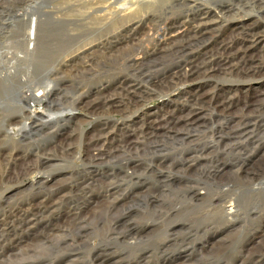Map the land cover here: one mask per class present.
<instances>
[{"label":"bare ground","instance_id":"bare-ground-1","mask_svg":"<svg viewBox=\"0 0 264 264\" xmlns=\"http://www.w3.org/2000/svg\"><path fill=\"white\" fill-rule=\"evenodd\" d=\"M23 4L26 7L16 30L19 49L13 57L10 52L0 55V90L5 98L0 100V111L8 113L6 124L21 126L25 139L17 150L25 156L19 155V159L32 162L30 172L50 170L47 179L63 170L71 151L66 144L77 136V130L70 127L74 118L63 110L69 100L67 91L75 95L88 90L68 103L74 109L83 97H95L90 109L101 112L92 120L100 122L102 133L76 188L70 187L68 194L64 191L69 186H48L40 181L31 198L0 205V264L68 262L77 241L71 228L85 221L78 217L83 204L103 198L108 210L115 211L145 188L143 170L157 171L158 175L168 166L186 175L194 171L205 159L201 152L209 150L207 145L186 152L178 149L170 156L155 155L162 153L168 142L188 140L187 135L207 118L203 113H224L218 115L225 120L221 125L226 130L219 132L220 139H235L239 150H243L246 134L264 121V56L250 55L264 44V0H24ZM42 27L53 46H66L58 57L67 59L57 61L51 50L38 55ZM119 45L127 48L120 51ZM92 46L97 50L87 52ZM191 81L196 82V88L184 91L162 113L138 116L150 100ZM258 82L263 89L255 92V100L238 108L241 90ZM220 93L225 94L223 100L215 101ZM232 108L238 111L228 112ZM113 113L122 115L123 120L113 122ZM28 120L31 123L27 125ZM234 123L233 130L230 124ZM55 125H59L58 132L69 128L73 132L61 142L65 144L37 152L33 136L39 129L44 132ZM53 134L49 132L50 140L55 139ZM140 152L154 156L145 161L124 159L118 166L112 163L123 155ZM52 168H60V172ZM189 191L192 200L199 197L194 188ZM72 196L83 204L66 211L64 206ZM66 216L68 220L63 219ZM64 220L69 222L67 226L61 224ZM81 229H77L78 238L88 233ZM261 238L264 245V236ZM18 251L21 257L11 259Z\"/></svg>","mask_w":264,"mask_h":264},{"label":"rangeland","instance_id":"rangeland-1","mask_svg":"<svg viewBox=\"0 0 264 264\" xmlns=\"http://www.w3.org/2000/svg\"><path fill=\"white\" fill-rule=\"evenodd\" d=\"M23 2L24 0H0V55L10 52V57H13L19 49L17 40L19 36L16 30L20 27L19 16L26 7ZM45 36L47 37L42 27L37 41L38 55L51 50L54 57L57 55L55 57L57 61L67 59V57L63 58V55L58 57L66 46L63 44L53 46L50 39ZM52 47L55 49L53 50ZM118 48L122 51L127 47L119 45ZM88 49L92 50L88 51ZM88 49L86 51L89 53L97 50L94 46ZM250 55L256 58L264 56V44L253 50ZM196 86V82L191 81L184 88L168 92L160 99L150 100L142 107L138 116L145 113H162L161 110L165 111V108H168L167 104L179 100L184 91H191ZM262 86L258 82L241 90L243 92L239 94L237 107L239 108L242 103L254 101L255 92L263 89ZM84 90L78 91L75 95L67 91L69 100L64 102L63 110L66 116L74 118V124L77 123L75 126L70 125L73 130H77L75 132L77 136L73 143L66 144L70 146L71 151L66 155L68 160L61 166L63 170L60 172V168L58 170H56L58 167L52 168L60 172L53 176L56 178L55 183L53 177L47 179L50 170L30 172L28 168L32 162L19 159L22 158L19 155L23 154L18 153L17 149H20L18 147L25 139L24 135L20 134L21 126L14 122L6 124L8 113L4 110L0 111V134H3L4 130L7 131L5 137L0 138V205L22 203L24 199L31 198L38 189L36 184L40 181L48 183V186L61 183L66 187L69 186L64 191L66 194L68 189L70 191V187L76 188L86 161L91 157L94 149L98 148L96 140L102 133L100 122L92 120L98 119L97 113L101 112L90 109V104L96 101L92 94L85 98L82 96L80 101L82 103L76 105L75 109L68 104L73 103L72 101L80 94L87 93L88 90ZM3 95L0 90L2 101L5 99ZM224 95L220 93L215 101H222ZM234 110L235 108H232L228 112L233 114L238 111V109ZM220 113L224 114L203 113V115L207 114V118L203 124L187 135L190 136L188 140L178 143L168 142L162 153L160 151L155 155V157L160 154L170 156L179 150L186 152L193 147L201 149L207 145L209 150L201 152L205 159L208 158L207 161L204 159L188 175L169 166L162 168L163 172L159 175L157 171L148 173L143 170L142 181L147 180L145 188L138 192L134 200L125 202L126 204L115 211L108 210L107 202L103 198L85 206L81 203L82 200L78 201L77 197L72 196L71 202L66 203L64 210L71 211L74 207L83 204L78 217L84 218L85 221L71 228V234L77 240L73 250L75 252L69 251L72 255L66 259L68 262L63 264H264V245L261 238L264 236V121L251 131L248 130L247 139L242 140L245 142L243 150H239L234 146L235 139H220L219 132L223 129L221 123L225 122L219 119ZM44 114L48 118V114ZM112 117L113 122L123 120L120 114ZM3 119L6 122L2 126ZM25 123L28 125L31 121ZM235 125V123L230 124V127L234 130L237 126ZM51 129L44 132L39 129L38 133L33 132L36 134H33L32 142L37 143V145L34 143L39 147L37 152L65 144L61 142L68 133L73 132L72 128L58 132L59 125ZM50 131L54 133V140H50L52 138L49 135ZM186 133L184 131L183 134ZM81 134L84 135L83 144L78 140ZM27 142L31 143L30 140ZM151 155L154 156L152 153H147L145 156L143 152L138 155L126 154L112 160V163L118 166L128 158L145 161L148 157L152 158ZM145 166L150 165L145 164ZM190 188L195 189L198 198L192 200ZM127 191L130 189L125 192ZM55 197L57 196L53 198ZM123 216H127V219L117 223ZM63 219L68 220V217ZM68 223L64 220L61 224L67 226ZM79 227H82V231L88 230L83 238L77 237ZM26 247L22 248L26 249ZM24 251L21 253L26 254ZM15 254L16 256L11 259L21 257L19 251Z\"/></svg>","mask_w":264,"mask_h":264}]
</instances>
